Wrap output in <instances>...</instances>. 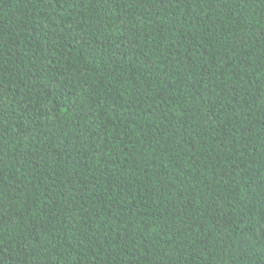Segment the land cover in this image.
I'll return each mask as SVG.
<instances>
[{
	"label": "trees",
	"instance_id": "obj_1",
	"mask_svg": "<svg viewBox=\"0 0 264 264\" xmlns=\"http://www.w3.org/2000/svg\"><path fill=\"white\" fill-rule=\"evenodd\" d=\"M0 264H264V0H0Z\"/></svg>",
	"mask_w": 264,
	"mask_h": 264
}]
</instances>
